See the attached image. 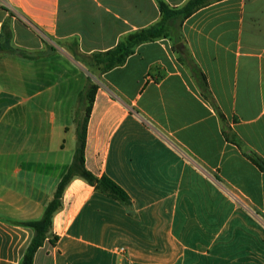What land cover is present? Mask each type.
<instances>
[{"label": "crops", "instance_id": "obj_1", "mask_svg": "<svg viewBox=\"0 0 264 264\" xmlns=\"http://www.w3.org/2000/svg\"><path fill=\"white\" fill-rule=\"evenodd\" d=\"M160 1L0 0V34L55 50L0 54V264L22 263L34 231L21 222L43 216L73 162L90 75L74 52L157 24ZM177 28L92 76L86 167L132 205L74 178L34 264H264V0L215 1Z\"/></svg>", "mask_w": 264, "mask_h": 264}, {"label": "trees", "instance_id": "obj_2", "mask_svg": "<svg viewBox=\"0 0 264 264\" xmlns=\"http://www.w3.org/2000/svg\"><path fill=\"white\" fill-rule=\"evenodd\" d=\"M215 1L219 0H189L183 7L172 9L166 2L161 0L159 5L162 11V19L157 24L128 35L112 50L97 52L91 55L74 52L75 57L77 60L85 62L87 66L91 65L97 67L100 73L104 74L123 65L127 59L135 53V50L139 45L153 42L161 38H173L179 25H182V23L195 12ZM12 37L13 35L11 31L5 26L4 32L0 34V54L14 55L26 59H39L55 53V50L51 47H48L44 51L29 53L16 48L12 44ZM179 42V38L174 40L175 44ZM191 68L193 69L202 90L206 92L207 80L205 75L197 66H195V64H191ZM98 89L99 84L91 75H88L85 88L79 94L75 113L77 139L73 162L59 183L54 198L47 206L43 216L38 220L21 222V225L29 227L34 231L33 240L30 243L21 264H34L36 253L44 246L48 238V234L53 224V217L62 207V198L65 189L74 178H82L86 180L90 185L95 187L97 191L119 200L128 207L132 205L131 198L121 186L106 175L97 177L86 167L85 150L87 128ZM54 242H57V237L54 238L53 243Z\"/></svg>", "mask_w": 264, "mask_h": 264}, {"label": "rangeland", "instance_id": "obj_3", "mask_svg": "<svg viewBox=\"0 0 264 264\" xmlns=\"http://www.w3.org/2000/svg\"><path fill=\"white\" fill-rule=\"evenodd\" d=\"M82 63L84 64L85 68L88 70V72L90 73L91 76L96 77V76H100L101 75V73H100V71H99V69L97 67H94V66H91V65L87 66L85 64V62H82Z\"/></svg>", "mask_w": 264, "mask_h": 264}, {"label": "water", "instance_id": "obj_4", "mask_svg": "<svg viewBox=\"0 0 264 264\" xmlns=\"http://www.w3.org/2000/svg\"><path fill=\"white\" fill-rule=\"evenodd\" d=\"M181 48H182V44H178L177 49L181 50Z\"/></svg>", "mask_w": 264, "mask_h": 264}]
</instances>
